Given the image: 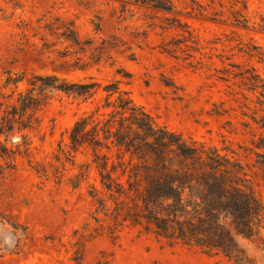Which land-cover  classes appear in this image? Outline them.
<instances>
[{
  "label": "rangeland",
  "instance_id": "obj_1",
  "mask_svg": "<svg viewBox=\"0 0 264 264\" xmlns=\"http://www.w3.org/2000/svg\"><path fill=\"white\" fill-rule=\"evenodd\" d=\"M244 1L249 5L248 28L232 22V9L242 7ZM122 3L0 0V75L11 69L56 73L71 80L94 76L102 83L122 79V86L159 123L239 157L264 198L258 156L264 149L257 146L264 130L250 116L252 111L243 107L247 102L253 109L258 94L235 76L241 65L254 66L264 78V59L258 54L264 52V30L258 29L264 0H173L176 12L172 13ZM198 3L223 9L229 20L197 14L202 9ZM176 16L179 21L174 20ZM72 20L84 50L53 29L52 25ZM76 64L85 65L84 69L75 68ZM122 67L131 73L130 79L118 72ZM25 86L20 83L21 88ZM86 107L55 92L39 111L41 121L36 129L12 134L18 135L14 141L20 149L27 148L28 155L17 154L15 166L0 173V264H77L73 255L79 234L75 231L86 222L94 226L95 201L88 184L97 183L95 169L92 166L89 179L74 188L67 178L81 169L88 159L86 153L79 152L75 164H59L56 170L66 167L61 181L53 174L48 178L39 175L28 160H52L54 149L68 141L67 130ZM9 145L13 144L9 141ZM0 164H4L1 159ZM259 245L249 244V251L255 264H264ZM80 264L234 263L196 247L170 244L130 224L118 238L102 235L86 241Z\"/></svg>",
  "mask_w": 264,
  "mask_h": 264
},
{
  "label": "trees",
  "instance_id": "obj_2",
  "mask_svg": "<svg viewBox=\"0 0 264 264\" xmlns=\"http://www.w3.org/2000/svg\"><path fill=\"white\" fill-rule=\"evenodd\" d=\"M127 2L159 12H176L173 0H123L122 5ZM198 5L202 8L196 12L199 15L229 20L223 9ZM248 10L246 1L242 7H234L232 22L250 27ZM174 20L179 21L177 16ZM52 26L63 40L84 50L75 21ZM258 29L264 30V17ZM258 54L264 59L263 51ZM75 66L84 69L85 65ZM238 66L241 69L235 76L258 94L253 109L247 102L243 107L252 111L250 116L264 130V78L254 66ZM118 72L131 78L124 67ZM122 82L112 79L102 83L94 76L71 80L56 73L5 70L0 75V159L4 161L0 173L15 166L17 154L28 155V149H20V143L14 141L18 135L12 134L36 129L41 121L39 111L53 93L63 92L87 107L67 130L68 141L59 142L54 149L52 160L29 158L28 162L39 175L48 178L53 174L61 181L66 167L56 170L59 164H75L76 155L86 153L88 159L81 169L67 178L74 188L89 179L92 166L95 169L97 183L88 184V193L95 201L91 213L94 226L86 222L75 231V235L79 234V246L73 255L77 264L82 260L86 241L102 235L118 238L130 224L170 244L196 247L210 256L227 257L234 264H255L248 246L259 242L264 250V198L247 165L215 145L188 138L159 123ZM20 83H25V88ZM257 146L264 149V132ZM258 156L264 173V151Z\"/></svg>",
  "mask_w": 264,
  "mask_h": 264
}]
</instances>
